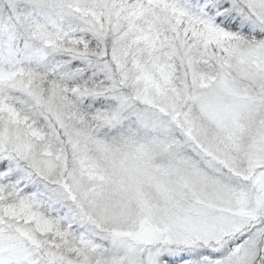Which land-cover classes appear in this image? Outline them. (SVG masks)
<instances>
[{
    "label": "snow or ice",
    "instance_id": "1",
    "mask_svg": "<svg viewBox=\"0 0 264 264\" xmlns=\"http://www.w3.org/2000/svg\"><path fill=\"white\" fill-rule=\"evenodd\" d=\"M0 264H264V0H0Z\"/></svg>",
    "mask_w": 264,
    "mask_h": 264
}]
</instances>
